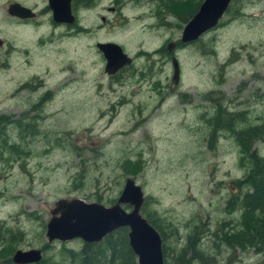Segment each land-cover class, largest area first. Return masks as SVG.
<instances>
[{"label": "rangeland", "instance_id": "1", "mask_svg": "<svg viewBox=\"0 0 264 264\" xmlns=\"http://www.w3.org/2000/svg\"><path fill=\"white\" fill-rule=\"evenodd\" d=\"M198 1L169 4L162 16L168 25L153 26L160 18L148 13L151 2L127 3L120 17L106 14L110 0H96L89 9L76 6L77 30L63 35L44 15L26 25L9 20L0 0V117L7 141L18 145L0 159V251L13 232L14 250L38 248L44 264H76L61 248L76 251L83 241L44 236L52 203L75 197L109 206L131 177L146 206L180 234L168 238L166 264H175L179 249L186 264H200L190 259L199 250L209 264L263 263L264 252H231L212 242L209 231L235 218L223 206L243 170L232 135L209 131L206 120L220 106L239 113L238 126L264 123V0H232L215 27L174 50L173 84L171 64L154 50L179 38L180 9ZM43 2L23 4L38 10ZM100 15L108 18L101 22ZM104 41L134 56L112 77L95 47ZM18 120L36 130L20 138ZM252 147L264 155V139ZM137 158L142 169L125 174L120 162ZM195 232L200 236L187 242Z\"/></svg>", "mask_w": 264, "mask_h": 264}, {"label": "trees", "instance_id": "2", "mask_svg": "<svg viewBox=\"0 0 264 264\" xmlns=\"http://www.w3.org/2000/svg\"><path fill=\"white\" fill-rule=\"evenodd\" d=\"M198 3L199 1L193 4L191 8H188L182 21L191 16ZM238 118L239 113L228 112L218 106L213 111V115L206 120L209 131L213 132L219 128L228 131L232 135L238 146V165L243 170L241 177L232 180V186L236 191L225 199L223 206V210L227 214L235 215V218L233 220L220 221L213 231H209V234L213 237L212 242L215 247L224 245L223 248L231 252L235 250L239 252L252 250L261 254L264 252V155L259 154L252 145L254 141L264 139V123L238 126ZM225 120L226 122H224ZM15 124L17 125L20 138L22 137L21 135L25 137L21 132L26 130L33 132L36 130L34 124L30 122L18 120ZM5 125V122L0 124V159L3 158L2 155L7 150L15 152L18 149V145L7 141ZM120 163L124 173L132 176L142 169V161L139 158L133 160L124 159ZM76 173H78V179L81 178V174L79 172ZM146 200L147 197L145 196L140 207V213L158 232L161 239L162 260L163 264H166L167 252L171 251V248L167 245L168 238L173 236L176 240L180 234L174 228L173 223L168 220L164 222L155 210L147 207L145 204ZM112 201L111 199L110 202ZM126 232L127 229L125 227H119L103 236L97 242H82L76 251L62 247V257H66L69 261L76 264H136L135 256L128 246ZM196 236L200 235L196 232L194 236L187 234V242ZM3 238L4 234L0 235V240ZM16 239L17 233L13 232L6 239L8 246L0 251L2 264H14L11 261V255L15 248ZM42 248H45V246ZM173 257H175V264H186L188 259L182 254L180 249L174 252ZM196 257L200 264H209L210 259L206 253L199 250V256L196 254L194 256L191 255L190 259ZM45 260V258H41L37 262L24 264H44ZM258 264H264V262Z\"/></svg>", "mask_w": 264, "mask_h": 264}, {"label": "water", "instance_id": "3", "mask_svg": "<svg viewBox=\"0 0 264 264\" xmlns=\"http://www.w3.org/2000/svg\"><path fill=\"white\" fill-rule=\"evenodd\" d=\"M229 2L230 0H202L195 13L183 25L179 41H193L204 31L215 26ZM47 4L51 9L53 21H71V17L66 16L68 0H47ZM6 10L9 15L18 18L34 16L33 11L16 2L10 4ZM174 44L173 41L168 42L166 48L170 51ZM95 47L104 59L103 72L107 75H112L120 67L131 62V57L114 42H96ZM170 64L171 81L176 84L179 68L175 57H172ZM143 200L141 187L131 177L124 179L117 198L109 206L75 197L58 198L49 209L44 236L47 242L71 239L97 242L111 231L125 227L128 246L135 256L136 264H163L160 236L140 213ZM124 205L129 209H124ZM40 259L41 250L38 248L16 249L11 255L14 264L37 262Z\"/></svg>", "mask_w": 264, "mask_h": 264}, {"label": "flooded vegetation", "instance_id": "4", "mask_svg": "<svg viewBox=\"0 0 264 264\" xmlns=\"http://www.w3.org/2000/svg\"><path fill=\"white\" fill-rule=\"evenodd\" d=\"M27 1H33L35 2L36 0H6L5 4H4V9H5V15L6 17L11 20H15L19 25H26L28 24L27 22L29 21H33V20H37L38 18H40L42 15L46 16L49 18L48 22L50 24V26L52 28H62L64 33L63 35L67 34V31L68 30H72L71 32V35H74L75 34V31L77 30V26H76V6H80V7H83V9H89L92 5L93 2H95L96 0H68V9H67V14L66 16L67 17H71V21L69 22H55L53 21L52 17H51V9L49 8L48 4H47V0H44L43 2V6L38 9V10H35L33 7H29V6H26L25 4H23L24 2H27ZM187 0H110V3L109 5L105 6L104 7V10L106 11V14H118L120 15V17H124L122 14H121V9L127 4V3H130V2H134V3H139V2H145V3H149L151 2V5L148 7L147 6V10H148V13L151 14V16H157L158 18H160L153 26L157 25V26H165V25H168V22L167 20H165V17L162 18L163 14L165 13V10H167L166 6H169V4L173 3L174 5H181L182 3L186 2ZM202 1V0H201ZM201 1L198 3L196 9L194 10V12L191 14V16L195 13V11L197 10L199 4L201 3ZM19 3L27 8H29L31 11H33L34 13V16L33 17H30V18H18V17H15V16H11L7 13V7L12 4V3ZM167 4V5H166ZM182 6V5H181ZM188 10V9H187ZM186 8H181L180 9V14L177 15V19L180 20L183 25L186 23V21L191 17H188L186 20L182 21V19L184 18V16L186 15V12H187ZM169 12H171V10H169ZM225 13V11H224ZM223 13V14H224ZM107 17L106 15H100V20L101 22H103L104 20H106ZM108 18V17H107ZM219 21V20H218ZM218 24V22H217ZM216 24V25H217ZM182 25V26H183ZM215 25V26H216ZM213 26V27H215ZM212 27V28H213ZM80 29V28H78ZM211 29V28H210ZM81 30V29H80ZM209 30V29H208ZM207 31V30H206ZM205 32V31H204ZM203 32V33H204ZM202 33V34H203ZM202 34H200L197 38H199ZM2 41V40H1ZM172 40H166L165 43L162 44L161 47H159L158 49L154 50L155 53L159 54L161 56L162 59H166L168 60L169 63H171V59L172 57H175L173 55V51L176 50L177 48H181L185 45H187L188 43H191L193 41H190V42H186V43H182L179 41V38L178 39H175L173 42L175 43L174 46L172 47V49L169 51L167 48H166V44L168 42H171ZM104 42H107V41H104ZM112 42V41H110ZM116 43V42H114ZM4 44L3 41L2 43L0 44V46ZM117 44V43H116ZM119 45V44H118ZM120 46V45H119ZM121 47V46H120ZM122 51H123V48L121 47ZM153 51V52H154ZM127 54V53H126ZM128 55V54H127ZM129 56V55H128ZM131 57V62L128 64V65H124L122 67H120L115 73H113L112 75H108V76H114V75H117L119 73H121L126 67L130 66L132 64V61L134 59V56H130ZM177 60V59H176ZM179 68V67H178ZM140 74V73H139ZM107 75V74H106ZM4 119L3 117H0V124L1 122H3ZM5 121H8L5 120Z\"/></svg>", "mask_w": 264, "mask_h": 264}, {"label": "bare ground", "instance_id": "5", "mask_svg": "<svg viewBox=\"0 0 264 264\" xmlns=\"http://www.w3.org/2000/svg\"><path fill=\"white\" fill-rule=\"evenodd\" d=\"M223 13H224V12H223ZM222 15H223V14H222ZM222 15H221V16H222ZM220 18H221V17H220ZM220 18H219V19H220ZM217 22H218V21H217ZM216 24H217V23H216ZM124 206H126V205H124ZM141 215H142V214H141Z\"/></svg>", "mask_w": 264, "mask_h": 264}]
</instances>
